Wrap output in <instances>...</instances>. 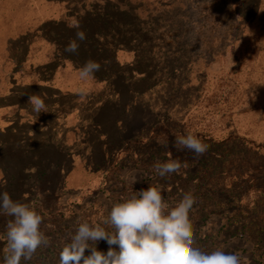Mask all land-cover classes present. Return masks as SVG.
<instances>
[{"label": "rangeland", "instance_id": "rangeland-1", "mask_svg": "<svg viewBox=\"0 0 264 264\" xmlns=\"http://www.w3.org/2000/svg\"><path fill=\"white\" fill-rule=\"evenodd\" d=\"M189 132L206 153L177 149ZM169 159L188 166L161 178ZM150 185L169 208L194 194L193 247L264 264V0H0V193L50 239L21 264H59L78 221L104 226ZM11 219L0 209V264Z\"/></svg>", "mask_w": 264, "mask_h": 264}, {"label": "clouds", "instance_id": "clouds-1", "mask_svg": "<svg viewBox=\"0 0 264 264\" xmlns=\"http://www.w3.org/2000/svg\"><path fill=\"white\" fill-rule=\"evenodd\" d=\"M86 35L77 31L75 39L65 47V52L75 54L79 42ZM100 70V64L87 60L77 71L79 79H92ZM45 94H33L28 103L35 116L47 113ZM178 150L188 149L201 156L207 145L196 135L186 133L176 137ZM179 160L169 159L157 162L154 169L164 178L178 173L182 167ZM196 203V197L189 191L182 195L172 208L162 196V188L150 185L147 189L134 191L123 202L115 203L108 216L101 223L78 221L75 232L64 243L59 264H241L235 253L218 250L205 253L194 245V233L189 213ZM0 209L12 217L6 224V247L4 264H21L30 261L37 249L48 247L50 239L41 231L42 216L28 203L14 201L9 193H0ZM107 228H111L109 232ZM105 240L109 246L107 253L98 251L96 244ZM117 246V247H113ZM118 249V250H117ZM86 250L90 255H85Z\"/></svg>", "mask_w": 264, "mask_h": 264}, {"label": "crops", "instance_id": "crops-1", "mask_svg": "<svg viewBox=\"0 0 264 264\" xmlns=\"http://www.w3.org/2000/svg\"><path fill=\"white\" fill-rule=\"evenodd\" d=\"M42 80H44V77H42V76L40 77V76H39V77H38V80H37L36 82L39 83V81H42ZM39 85H40V88H41V83H39ZM44 86L46 87V85H44Z\"/></svg>", "mask_w": 264, "mask_h": 264}, {"label": "trees", "instance_id": "trees-1", "mask_svg": "<svg viewBox=\"0 0 264 264\" xmlns=\"http://www.w3.org/2000/svg\"><path fill=\"white\" fill-rule=\"evenodd\" d=\"M205 217H206V216H205ZM205 217L203 218L204 220L207 218V217H206V218H205Z\"/></svg>", "mask_w": 264, "mask_h": 264}]
</instances>
